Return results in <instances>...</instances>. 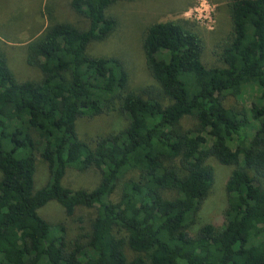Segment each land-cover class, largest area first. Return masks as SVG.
Here are the masks:
<instances>
[{"label":"trees","instance_id":"trees-1","mask_svg":"<svg viewBox=\"0 0 264 264\" xmlns=\"http://www.w3.org/2000/svg\"><path fill=\"white\" fill-rule=\"evenodd\" d=\"M115 1L70 0L84 28L48 18L25 45L37 80H17L0 49V264H264V103L248 109L252 131L243 109L223 104L247 85L264 101V0H227L220 67L202 64L187 20L148 25L141 50L154 83L139 89L119 60L86 53L115 27L105 13ZM114 108L123 127L79 138L76 120ZM209 159L232 166L226 206L194 228L213 181ZM37 160L48 180L33 190ZM68 167H95L100 179L68 188ZM51 200L65 216L93 208L88 229L68 239L60 224L51 234L37 214Z\"/></svg>","mask_w":264,"mask_h":264},{"label":"rangeland","instance_id":"rangeland-1","mask_svg":"<svg viewBox=\"0 0 264 264\" xmlns=\"http://www.w3.org/2000/svg\"><path fill=\"white\" fill-rule=\"evenodd\" d=\"M69 1L0 0V49L17 80L40 78L38 69L25 64V45L43 30L49 17L50 22L66 21L81 28L86 26V20L71 10ZM105 13L114 18L115 27L104 39L91 41L86 53L119 60L127 72L128 88L139 89L154 83L145 68L141 40L146 27L155 22L187 20L201 39L202 64L205 67L223 66L220 54L230 31L227 0H117L106 8ZM252 103H264L258 99V91L252 85L242 88L236 96L224 93V106L243 109L250 131L256 125L248 111ZM126 117V114L114 108L92 117L79 118L75 129L79 138L90 143L97 135L123 127ZM193 124L192 119L184 120L187 127ZM208 163L213 168V181L199 206L194 228L218 220L226 206L224 184L232 166L222 165L214 159H209ZM126 177L128 175L121 178L119 184ZM99 179L100 171L95 167L83 170L68 167L61 184L72 189H91ZM47 180L46 165L37 160L32 189L42 187ZM118 192L119 185L110 198L115 199ZM37 214L50 225L51 234H55V227L61 224L69 239L88 229L95 210L77 207L71 216H65L62 207L51 200L38 208Z\"/></svg>","mask_w":264,"mask_h":264}]
</instances>
